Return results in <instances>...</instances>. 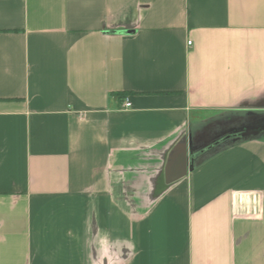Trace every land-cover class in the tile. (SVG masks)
I'll use <instances>...</instances> for the list:
<instances>
[{
  "label": "crops",
  "instance_id": "obj_1",
  "mask_svg": "<svg viewBox=\"0 0 264 264\" xmlns=\"http://www.w3.org/2000/svg\"><path fill=\"white\" fill-rule=\"evenodd\" d=\"M0 264H264V0H0Z\"/></svg>",
  "mask_w": 264,
  "mask_h": 264
},
{
  "label": "built area",
  "instance_id": "obj_2",
  "mask_svg": "<svg viewBox=\"0 0 264 264\" xmlns=\"http://www.w3.org/2000/svg\"><path fill=\"white\" fill-rule=\"evenodd\" d=\"M187 45H190V42H187ZM123 107L125 109L129 108L130 107V103L128 101V99H125L124 102H123Z\"/></svg>",
  "mask_w": 264,
  "mask_h": 264
},
{
  "label": "trees",
  "instance_id": "obj_3",
  "mask_svg": "<svg viewBox=\"0 0 264 264\" xmlns=\"http://www.w3.org/2000/svg\"><path fill=\"white\" fill-rule=\"evenodd\" d=\"M123 99L121 96H120V100Z\"/></svg>",
  "mask_w": 264,
  "mask_h": 264
},
{
  "label": "water",
  "instance_id": "obj_4",
  "mask_svg": "<svg viewBox=\"0 0 264 264\" xmlns=\"http://www.w3.org/2000/svg\"><path fill=\"white\" fill-rule=\"evenodd\" d=\"M244 135H247V133H245Z\"/></svg>",
  "mask_w": 264,
  "mask_h": 264
}]
</instances>
